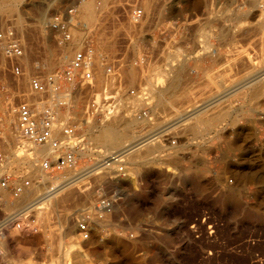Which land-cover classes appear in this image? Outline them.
Here are the masks:
<instances>
[{"label": "rangeland", "instance_id": "1", "mask_svg": "<svg viewBox=\"0 0 264 264\" xmlns=\"http://www.w3.org/2000/svg\"><path fill=\"white\" fill-rule=\"evenodd\" d=\"M87 2L94 4L93 9L98 6L92 21L82 16V6ZM101 2L23 0L15 10L7 11L3 10V5L8 0H0V31L11 25L23 37L26 56L21 62L24 63L22 71L28 76L47 79L68 66L67 63L57 64L68 43L59 45L48 23L51 16L69 8L75 9L71 28L76 31L84 32V21L88 22V29L101 23L95 47L102 56L97 62L104 63L100 71L92 72L94 90L84 91L71 100L69 113L58 107L59 112L67 114L62 120L58 118L59 123L79 124V137L87 144L88 156L75 153L73 174L77 183L52 199L54 207L43 209L46 214L42 213L39 219L35 211H30L32 208L22 210L45 191L47 184H40L24 165L13 164L9 173L0 178L18 184L28 181L26 188L33 191L28 198L23 193L13 199L10 190L3 195L0 222L11 215L17 217L14 225L3 227L0 232V264H264V163L256 164L252 172L231 171L227 164L219 170L210 168L206 158L199 154V146L204 142L200 140L203 128L209 123L206 113L200 112L175 128L156 133L166 124L170 127L169 122L199 104L193 97L188 106L175 109L176 98L172 95L182 86L200 89L201 85H206L209 90L214 88L218 92L217 81L228 87L236 80L243 81L254 68L264 67V0H108L103 8ZM132 5L142 10L143 18L133 28L130 41L124 42L120 40L123 37L120 28L113 24L116 20L125 22L126 12ZM218 36L224 40L227 56L236 53L247 59H225L216 66L215 59L184 58L186 54L199 51L211 55L217 50ZM108 38L111 41H106ZM72 56L73 53L70 59ZM175 56L177 58L173 59ZM103 57L112 60H100ZM119 57L125 62L119 75L128 89L146 94L152 89L149 105L136 103L133 109L149 113L135 124V131L138 137L156 134L149 140L153 150L150 151L148 145L141 147L145 159L135 170L134 166L123 164L125 177L109 178L114 176L113 170L109 171L111 175L103 171L86 175L100 162L97 153L102 150L89 141L87 132L96 122L103 121L86 118L83 109L91 95H99L106 81L105 69ZM2 65L4 61L0 59V134L6 142L5 146H0L2 150L11 146L21 154L26 148L16 145L19 141L9 134L5 107L8 102L15 107L26 101L28 85L23 78L17 81L6 65ZM235 68H239L240 73ZM175 75L176 88L168 93L163 87V95L158 98V89L154 86L161 84V87L163 83L167 86L166 80L169 84ZM254 83L264 87L263 79ZM206 98L208 96L202 100ZM54 100L56 96L49 100L51 106ZM39 107L37 105L38 110ZM121 118L125 117L117 119ZM186 136L191 138L185 145L180 138ZM172 140L174 145L170 144ZM58 156L60 153L56 152L54 158L48 157L39 163L53 161ZM51 170L52 176H71L65 169ZM100 196L117 199L116 206L104 217L105 224L96 226L97 229L91 224L89 239L83 241L78 236L76 220L81 216L90 219V216L80 209L91 202L94 205ZM64 215L69 217L68 228L62 226ZM64 251L69 253L62 259Z\"/></svg>", "mask_w": 264, "mask_h": 264}, {"label": "built area", "instance_id": "2", "mask_svg": "<svg viewBox=\"0 0 264 264\" xmlns=\"http://www.w3.org/2000/svg\"><path fill=\"white\" fill-rule=\"evenodd\" d=\"M74 8L65 9L50 17L48 27L55 33L57 43L63 45L68 43L71 39L70 29H73L74 23ZM127 20L123 23H118L116 20L113 25L120 28L123 37L120 39L124 42L130 41V35L134 27L139 25L143 18V12L137 6L132 5L127 10ZM101 23H96L91 29H85L84 42L81 50H76L72 56L70 64L61 72L43 79L40 76H28L22 70V60L25 56L26 45L23 37L14 29L13 26H8L5 30L0 31V57L3 53L5 65L10 74L17 80L26 78L27 80V94L30 97H35L36 104L39 105V110L35 105H31L27 100L19 102L15 107L17 127L22 141L33 145L49 146L56 152L60 153L53 161H43L42 169L44 171L55 168L56 170H63L69 168L74 164L73 149L85 150L87 145L79 136L80 125L74 124L72 126H64L60 130V134L64 135V139H56L54 136L53 124L56 121L55 111L61 107L63 111L69 113L71 111V100L75 99L84 91H91L95 89V82L92 75L91 61L95 52V45L99 39L97 34L101 31ZM106 41H111L110 38ZM108 60L109 57H103ZM112 60V58H110ZM117 59V60H116ZM114 64L109 65L105 69V84L99 95H91L83 109V116L93 120L106 121L112 118L113 114L120 109L121 90L124 88V81L119 73L125 62L122 57L116 58ZM120 61V62H119ZM119 63V64H118ZM59 79V82L56 81ZM57 94H64L62 97L54 100L52 106L49 100ZM128 95L131 96H146L145 92L140 90H129ZM97 96V99H96ZM11 103V102H10ZM12 104V103H11ZM8 107V105H6ZM134 117L139 121L147 118L148 114L145 110H140L134 113ZM2 117L0 116V125ZM170 124V122H169ZM167 127V124L156 131L159 135L165 129H172ZM60 136V135H59ZM156 136V135H155ZM76 140L71 144V141ZM70 141V142H68ZM6 144L0 134V145ZM171 145L175 141H170ZM71 145L72 147H70ZM4 164V152L0 146V167ZM120 169L119 171H121ZM29 185L28 181L16 183L15 181H8L7 178L0 179V191L6 189L10 190L13 199H17L22 190ZM1 198V194H0ZM116 199L106 196L98 198L97 208L101 211H109L112 207V201ZM17 215H11L0 222V230L3 227L12 225L16 220ZM17 226V225H16ZM18 227V226H17ZM79 232L86 240L89 238V230L86 225L79 223Z\"/></svg>", "mask_w": 264, "mask_h": 264}, {"label": "bare ground", "instance_id": "3", "mask_svg": "<svg viewBox=\"0 0 264 264\" xmlns=\"http://www.w3.org/2000/svg\"><path fill=\"white\" fill-rule=\"evenodd\" d=\"M22 1L23 0H8V3L3 5V8H4L3 10L13 11V10L16 9L17 5L19 3H21ZM107 2H108V0H102V2H101L102 5H103L102 8L107 4ZM81 3H83V2H81ZM101 3H99L100 7H101ZM93 5H92V2H87V3H84L83 6H82V11H83L82 16H84V18L89 20V21H92L94 18H96V11L95 10L98 9V6H97L96 9H93ZM78 8H79V6H77V9ZM95 21H96V19L93 22H95ZM84 22H85L84 23L85 29H88L87 26H86V24L88 22L87 21H84ZM85 34H86V32H79V31H76L74 29L71 30V39L68 42V46L63 50V52L59 56L58 63H57L58 65H63V64H66V63L68 65L70 64L71 59H72V58L70 59V55L72 53L74 54V52L76 50H81V48L83 46ZM0 51L2 52V49H0ZM100 54H101V51L95 49L94 56H93V59L91 61L92 72H93L94 69H96L97 71H100L101 70L100 66L103 67L104 63L103 64L101 63V65H100L97 62L98 58L102 57V56H100ZM25 56H26V54H25ZM25 56L23 58L24 61H25ZM0 59H3L4 65H2V66H5V60H4V57H3V53H2V55L0 57ZM100 60L104 61L105 59H100ZM22 66L24 67V63L22 64ZM94 77H95V75H94ZM103 77H104V71H103ZM168 78H170V77H168ZM23 79L25 81H27L26 78H23ZM98 79H100V78H98ZM249 79L252 82H253V80L255 82L260 81L262 79L264 80V67L254 68L253 72L251 71L250 75H247L246 77H244L243 81L244 82L246 81L247 83H249L248 82ZM56 81L59 82V79H56ZM166 82H167V86H165L164 83H163L164 85L162 84L161 87H160L161 84L160 85L156 84L154 86V88L156 87V89H158V90H156L158 98H161L162 95H163L161 93L162 90L164 89L163 87H166V90L168 91V93H170V91L177 84V76L175 75L174 79L169 84H168L167 80H166ZM129 90L130 89H128L126 87V82L124 81V88L121 90V95H120L121 96V98H120V103H121L120 106H122V107H120V109L113 114L111 119L103 121V122H99L98 121V122H96L94 125H92L89 128V130L87 132L89 141L90 142L92 141V142L95 143L96 149L97 148H101L102 150L97 153V157H99L101 159L100 162L95 164L96 165L95 167L89 169L86 172V175H91L92 172L93 173L95 172L94 174L97 175V174H99V173H101L103 171V172H106L107 175H109V174L111 175V173H113L112 175H114V176H108L111 179L125 177V169H124L123 164H126V165L128 164V166H134L133 168L135 170L136 166L138 165V163L143 162L144 159H145V156L142 155V153L140 152L141 147L148 145L150 147L149 150L150 151L153 150V148H151L152 145H153L152 141H149V140L153 136H155L156 134L155 133H153V134L150 133L151 135L148 134L149 136H146V137L144 136L145 138L143 136L142 137H138L137 134H136V131H135V124L139 120L137 118H135L134 116L133 117L130 116V115H133L136 112L135 109H133L134 104L136 105V103H138V104L140 103V104H143L145 106L149 105L147 101H149L152 89H150V91H147L148 94H146V96H144V97L128 95V91ZM228 93H230V92L228 91ZM57 95H58V96H56L57 100L59 99V97L60 98L66 97V95H64V94H57ZM26 96H27L26 97L27 101L31 105H35L36 108H37V104H36V100L37 99L35 97H30L28 94H26ZM96 99H97V96H96ZM208 103H210V102H208ZM7 105H8V107H5L7 130L10 131L9 134L11 135L13 140L15 139L16 141H19L18 143H16V145L17 144L18 145L21 144L22 147L26 148V150L23 151L21 154L17 153L15 151V148L13 150V148L11 146H9V149L5 148V150H3V152H4V164L0 167V178L2 177V175L4 173H9V170L12 167L13 164H15V166L16 165H24V166H26V169L29 170L30 173L33 176H35V177H37L39 179V183L40 184H42V185L43 184L44 185L47 184V186H45V189H44L45 191L43 193H41V194H38L37 196L35 195L36 198L34 200H32L29 203V205L26 206L22 210V212H24V211H27V210L32 208L30 211H35L37 218L40 219L41 216L45 213L43 209H46V207H49V206H53V205H51L52 199L56 198L63 189L68 188L71 185L73 186V185H75L74 183H77L76 182L77 179H74L75 176L73 174V172H75V170H76L75 153L80 155V156H82V157L88 156V154H86V150H78V151H76L75 149H73V151H72L73 152V159H74L75 162H74V164L72 163L69 168H65V170H67L68 172L70 171V174H68V175H71V176H69L68 178H66V176L64 177V175L63 176L62 175L52 176L51 173H50L52 170L51 171L48 170L45 173V171L42 169V166H41L42 164L39 163V162L42 159H46L48 157L54 158L56 156V151L53 150L52 148H50L49 146H40V145L38 146V145L31 144L34 147H30L29 144H27L25 141H22V140L20 141L21 137H20L19 130H18V127H17V119H16V113H15V110H14V105L11 104L10 102H8ZM158 107H160V106H158ZM195 108H196V106L192 109L194 111H192L190 113V116L198 115L200 113L199 111L195 110ZM197 109H199V107ZM188 111H191V110H188ZM188 111L185 112L186 115H187ZM66 115L67 114H63V113L59 112V110L55 111L56 121L53 124V129H54V135H55L54 137L56 139L57 138L61 139V140L64 139V135L60 134V130L62 129V127H64V126H72V124L71 125L63 124L64 125L63 126L62 124L59 123L58 118L62 120V118H65ZM180 116H182V114ZM120 117H125V118L117 119V118H120ZM177 117H179V116H177ZM195 117H197V116H195ZM113 119H116V120H113ZM180 119H181V117H180ZM63 120H66V119H63ZM110 120H112V121H110ZM183 120H184V118H183ZM107 121H109V122H107ZM167 127H168V125H167ZM68 142H70V141H68ZM3 146H5V145H3ZM69 146L72 147L71 145H69ZM149 159H151V158L149 157ZM120 169H122V170L119 171ZM110 170H113V171H111V173H109ZM105 180H107V179H105ZM107 181H109V180H107ZM82 187L83 186H80V188H82ZM28 189H30V188H24L22 190V192H21V194L24 193V196L27 197V198L29 197L30 194L33 193L32 190H31L32 191V193H31ZM69 190H71V189H69ZM5 192H7L6 189H3V190L0 191V194H1L0 202L3 200V195H4ZM69 192H72V191H69ZM35 193H36V191H35ZM66 195H67V192H66ZM70 195H71V193H70ZM30 197H32V195ZM62 199L64 200V198H62ZM112 202H113L112 203V207H111V209L109 211H101L102 209H100V208L98 209L97 208V206H98V198L96 199L95 203H93L94 205H92V202H91V204L90 205L88 204V206L84 205L83 206V210L80 209L81 211H84V212L86 211L87 214H89V216H90V219H88V218L86 219V218L81 216L80 219L76 220L78 236H79V238H81V240L85 241V239L82 237V234L79 232V227H78L79 223L85 224L86 228L91 233V230H92L91 226L93 225L96 228V226L99 227L100 225H102L104 223V221H103L104 217H106V215L110 214L112 212L113 208H115L114 206H116L115 203L117 202V199L112 201ZM78 205H79V203H78ZM81 215H83V214H81ZM63 224L66 225L65 226L66 228H68V226L70 224L68 216L64 215L63 222H62V226L64 227ZM2 230L3 229H1L0 232ZM69 230L66 229V231H69ZM66 231H65V233H66ZM0 235H1V233H0ZM89 236H90V234H89ZM88 239L89 238H87L86 240H88ZM79 241H80V239H79ZM59 247H60V245H59ZM67 253H69V252H65L64 251V253L62 255V259L67 257Z\"/></svg>", "mask_w": 264, "mask_h": 264}, {"label": "crops", "instance_id": "4", "mask_svg": "<svg viewBox=\"0 0 264 264\" xmlns=\"http://www.w3.org/2000/svg\"><path fill=\"white\" fill-rule=\"evenodd\" d=\"M215 46L217 50L211 52V55L199 51L186 54L184 58L215 59L217 60L216 66H219L220 61L225 59H247L246 56L239 55L238 57L236 53L227 56L228 52L224 50V40H221L219 36L216 38ZM249 55L251 58H255L253 53H249ZM234 70H238L240 73L239 68ZM250 81L249 79V83H247L236 80L228 87L224 82L217 81L218 92L214 88L209 90L208 87H205L206 85H201L200 89L196 88L197 90L182 86L172 95V98H176L175 109L185 108L193 97L200 101L195 110L201 114L206 113L209 123L207 128H203L204 135L200 140L203 139L204 142L199 146V154L206 158L210 168L219 170L227 164V169L231 171L252 172L256 164L264 163V87L259 83H254V80ZM210 92L212 94L209 96ZM200 96H208V98L203 101L202 99L205 97ZM198 107L201 111L197 109ZM214 109L216 111L212 112ZM192 111L194 110L187 112L189 117L186 113H183L182 116L180 114L170 122V127L175 128L187 118H191ZM159 119L161 120L162 117ZM189 138L191 137L186 136L180 139L186 145L189 144ZM230 165H232L231 168Z\"/></svg>", "mask_w": 264, "mask_h": 264}]
</instances>
